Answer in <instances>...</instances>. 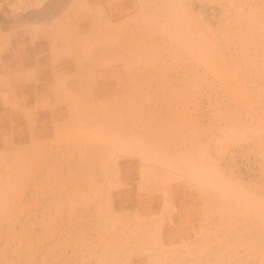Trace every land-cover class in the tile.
<instances>
[{
    "label": "rangeland",
    "instance_id": "1",
    "mask_svg": "<svg viewBox=\"0 0 264 264\" xmlns=\"http://www.w3.org/2000/svg\"><path fill=\"white\" fill-rule=\"evenodd\" d=\"M114 2L100 63L135 84L111 121L124 175L40 159L0 119V264H264V0Z\"/></svg>",
    "mask_w": 264,
    "mask_h": 264
},
{
    "label": "crops",
    "instance_id": "2",
    "mask_svg": "<svg viewBox=\"0 0 264 264\" xmlns=\"http://www.w3.org/2000/svg\"><path fill=\"white\" fill-rule=\"evenodd\" d=\"M110 3L0 0V70L16 73L10 95L0 88V119L17 118V133L32 135L40 159L54 151L90 156L81 165L97 168L96 178L124 175L111 121L115 104L135 95L125 67L100 63V22H110Z\"/></svg>",
    "mask_w": 264,
    "mask_h": 264
}]
</instances>
